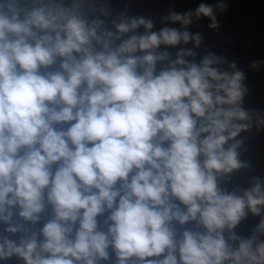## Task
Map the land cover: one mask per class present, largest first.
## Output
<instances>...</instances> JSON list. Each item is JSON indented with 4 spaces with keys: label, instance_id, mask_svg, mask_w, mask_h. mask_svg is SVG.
Listing matches in <instances>:
<instances>
[{
    "label": "clouds",
    "instance_id": "1",
    "mask_svg": "<svg viewBox=\"0 0 264 264\" xmlns=\"http://www.w3.org/2000/svg\"><path fill=\"white\" fill-rule=\"evenodd\" d=\"M133 4L0 0V264H264V109L192 30L228 0Z\"/></svg>",
    "mask_w": 264,
    "mask_h": 264
},
{
    "label": "water",
    "instance_id": "2",
    "mask_svg": "<svg viewBox=\"0 0 264 264\" xmlns=\"http://www.w3.org/2000/svg\"><path fill=\"white\" fill-rule=\"evenodd\" d=\"M120 0H114V5ZM214 3L215 0H134L132 11L157 15L173 5L177 11H187L200 3ZM228 9L218 13L220 29L208 28L209 21L204 19L193 31L205 36L207 46L229 60L235 59L239 67L248 74L250 95L246 106L264 109V65L260 71L249 68L253 60H264V0H228ZM246 158L254 165L256 174H264V134L249 142Z\"/></svg>",
    "mask_w": 264,
    "mask_h": 264
}]
</instances>
